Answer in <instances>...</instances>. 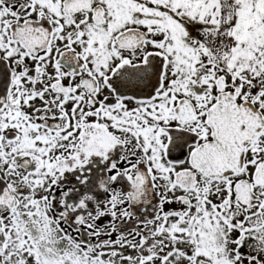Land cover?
Listing matches in <instances>:
<instances>
[{
    "label": "snow or ice",
    "instance_id": "obj_1",
    "mask_svg": "<svg viewBox=\"0 0 264 264\" xmlns=\"http://www.w3.org/2000/svg\"><path fill=\"white\" fill-rule=\"evenodd\" d=\"M0 264H264V0H0Z\"/></svg>",
    "mask_w": 264,
    "mask_h": 264
}]
</instances>
